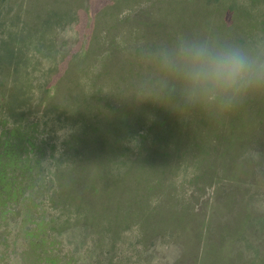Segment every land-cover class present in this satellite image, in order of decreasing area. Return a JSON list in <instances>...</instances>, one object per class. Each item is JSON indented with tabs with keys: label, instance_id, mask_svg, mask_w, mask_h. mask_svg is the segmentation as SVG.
<instances>
[{
	"label": "rangeland",
	"instance_id": "obj_1",
	"mask_svg": "<svg viewBox=\"0 0 264 264\" xmlns=\"http://www.w3.org/2000/svg\"><path fill=\"white\" fill-rule=\"evenodd\" d=\"M180 35L264 56V0H0V264H264V93L132 97Z\"/></svg>",
	"mask_w": 264,
	"mask_h": 264
},
{
	"label": "clouds",
	"instance_id": "obj_2",
	"mask_svg": "<svg viewBox=\"0 0 264 264\" xmlns=\"http://www.w3.org/2000/svg\"><path fill=\"white\" fill-rule=\"evenodd\" d=\"M154 82L136 81L133 98L177 112L231 111L250 94L264 93V56L239 45L180 35L146 52Z\"/></svg>",
	"mask_w": 264,
	"mask_h": 264
},
{
	"label": "trees",
	"instance_id": "obj_3",
	"mask_svg": "<svg viewBox=\"0 0 264 264\" xmlns=\"http://www.w3.org/2000/svg\"><path fill=\"white\" fill-rule=\"evenodd\" d=\"M10 130L9 131H6V133H4L5 135H7V136H9V135H11L10 134ZM250 151L251 152H253V148H250ZM260 153V155H257V154H255V156H254V161L252 162V171L253 172H255V170L258 168H261L262 169V171L264 172V158H262L261 157V153H263L262 151L261 152H259ZM35 156H38V153L35 155ZM31 158V157H30ZM35 162H37L36 161V159H35ZM25 167H26V170L25 171H23V173L26 175V177L28 178V179H30V173H32L31 172V170H32V168H33V164H31V160L28 162V164H26L25 165ZM257 169V170H258ZM33 172H34V170H32ZM33 175V174H32ZM34 178V176H32V179ZM236 180V179H235ZM247 209H248V206H247Z\"/></svg>",
	"mask_w": 264,
	"mask_h": 264
}]
</instances>
